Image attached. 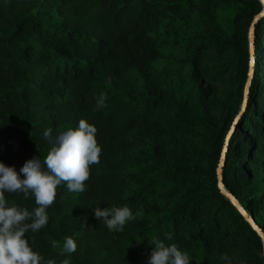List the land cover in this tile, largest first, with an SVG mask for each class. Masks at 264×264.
Here are the masks:
<instances>
[{"label": "trees", "instance_id": "16d2710c", "mask_svg": "<svg viewBox=\"0 0 264 264\" xmlns=\"http://www.w3.org/2000/svg\"><path fill=\"white\" fill-rule=\"evenodd\" d=\"M260 10L258 0H0V163L23 179L24 163L52 147L45 130L54 140L81 119L102 149L85 191L62 183L46 226L25 233L42 264H148L154 238L178 245L190 264H228L225 254L231 264H264L259 237L215 176ZM253 47L221 175L264 233V16ZM5 198L38 207L31 193ZM113 206L135 216L122 231L95 217ZM68 237L76 251L61 254Z\"/></svg>", "mask_w": 264, "mask_h": 264}, {"label": "clouds", "instance_id": "9594fccd", "mask_svg": "<svg viewBox=\"0 0 264 264\" xmlns=\"http://www.w3.org/2000/svg\"><path fill=\"white\" fill-rule=\"evenodd\" d=\"M106 97L101 94L97 107H103ZM97 128L81 119L78 127L69 128L51 139V129H46L44 137L50 139L52 147L43 161L37 157L27 160L20 173L14 167L0 163V264H42L43 257L24 239L25 233L38 232L48 223L47 209L56 199L58 186L66 184L73 193L85 191V182L90 178V166L99 164L101 147L96 140ZM23 193L27 199L29 193L38 205L28 211L13 203L9 206L5 193ZM95 217L103 220L110 231H122L126 222L135 219L128 206L94 209ZM136 215H140L139 212ZM27 221H31L30 223ZM171 235L167 239H171ZM154 248L148 264H190L187 252H182L178 245H165L158 238L153 239ZM53 247L56 243L53 242ZM77 244L73 238L65 239L62 252L74 253ZM264 256V253H261ZM222 259L231 264L225 254ZM46 264H56L52 259ZM61 264H71L64 259Z\"/></svg>", "mask_w": 264, "mask_h": 264}, {"label": "water", "instance_id": "95a60500", "mask_svg": "<svg viewBox=\"0 0 264 264\" xmlns=\"http://www.w3.org/2000/svg\"><path fill=\"white\" fill-rule=\"evenodd\" d=\"M258 1L261 4V10L252 17L251 21L249 22V25L247 28V33H246L247 50H248V70H247L246 79H245V82H244V85L242 88L241 102H240L239 110H238L237 114L235 115L234 119L232 120V123H231L227 133L224 136L223 144L221 146L218 161H217V164L215 167V176H216V186H217L219 192L229 201L230 204L233 205V207L237 210V212L244 219V221L249 225V227L259 237V239L261 241L262 253H264V233H263V231L257 226V224L254 222L251 215H249L243 209V207L239 204V202L237 201L235 196L232 195L227 190H225L223 183H222V175H221L222 167H223L224 159H225V152L227 149L228 138H229L230 133L233 130V126L236 123L238 116L242 113V111L245 108L247 96H248L249 82H250V79H251L252 73H253V52H254L253 33H254V26H255V23L262 16H264V0H258Z\"/></svg>", "mask_w": 264, "mask_h": 264}, {"label": "rangeland", "instance_id": "374dc122", "mask_svg": "<svg viewBox=\"0 0 264 264\" xmlns=\"http://www.w3.org/2000/svg\"><path fill=\"white\" fill-rule=\"evenodd\" d=\"M218 95H219L218 92L212 94L211 97H210V100L214 101L218 97Z\"/></svg>", "mask_w": 264, "mask_h": 264}]
</instances>
